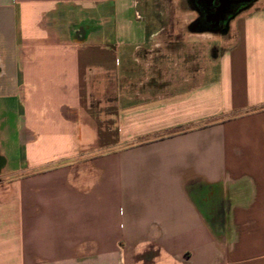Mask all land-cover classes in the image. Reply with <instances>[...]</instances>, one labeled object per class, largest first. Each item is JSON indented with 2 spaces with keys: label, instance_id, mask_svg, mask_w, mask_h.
<instances>
[{
  "label": "crops",
  "instance_id": "0c3cea01",
  "mask_svg": "<svg viewBox=\"0 0 264 264\" xmlns=\"http://www.w3.org/2000/svg\"><path fill=\"white\" fill-rule=\"evenodd\" d=\"M153 5L0 0V264H264V0L164 92Z\"/></svg>",
  "mask_w": 264,
  "mask_h": 264
},
{
  "label": "rangeland",
  "instance_id": "374dc122",
  "mask_svg": "<svg viewBox=\"0 0 264 264\" xmlns=\"http://www.w3.org/2000/svg\"><path fill=\"white\" fill-rule=\"evenodd\" d=\"M146 1L150 9L154 3L158 9L147 12L150 21L156 20L162 26L146 28L147 35L155 36L152 43L147 44V49L140 54L143 61L140 64L143 67H140L141 70L146 67L152 69L159 76L157 79L162 83L163 92L198 84L202 75L213 68V62L222 49L220 44L223 36L227 34L228 27L222 34L190 31L191 21L196 16L189 9L186 0ZM228 35L229 33L226 36ZM8 129L7 120L0 122V158L5 159L0 167V185L11 179L10 170L23 156L13 140V135L5 134Z\"/></svg>",
  "mask_w": 264,
  "mask_h": 264
},
{
  "label": "flooded vegetation",
  "instance_id": "af4514ba",
  "mask_svg": "<svg viewBox=\"0 0 264 264\" xmlns=\"http://www.w3.org/2000/svg\"><path fill=\"white\" fill-rule=\"evenodd\" d=\"M195 11L196 19L192 23L199 33L222 34L229 22L249 4L246 0H226L227 7L221 11L220 0H186Z\"/></svg>",
  "mask_w": 264,
  "mask_h": 264
},
{
  "label": "water",
  "instance_id": "95a60500",
  "mask_svg": "<svg viewBox=\"0 0 264 264\" xmlns=\"http://www.w3.org/2000/svg\"><path fill=\"white\" fill-rule=\"evenodd\" d=\"M255 0H246V2L248 4H251L253 3ZM220 3H221V7H220V10L223 11L226 7H227V1L226 0H220ZM190 31H196L195 30V26L191 23L190 27H189ZM227 29H225V32H226ZM5 159L3 158H0V167L3 165Z\"/></svg>",
  "mask_w": 264,
  "mask_h": 264
}]
</instances>
